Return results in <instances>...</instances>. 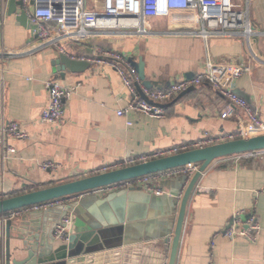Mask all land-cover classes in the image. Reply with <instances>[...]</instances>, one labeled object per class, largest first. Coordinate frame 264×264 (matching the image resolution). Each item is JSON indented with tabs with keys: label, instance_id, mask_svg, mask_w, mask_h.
<instances>
[{
	"label": "crops",
	"instance_id": "crops-1",
	"mask_svg": "<svg viewBox=\"0 0 264 264\" xmlns=\"http://www.w3.org/2000/svg\"><path fill=\"white\" fill-rule=\"evenodd\" d=\"M235 1L246 5L245 0ZM248 16L257 32L251 49L262 65L247 58L240 36L211 35L204 40L198 34H176L185 28H199L190 22L191 13L183 11L146 18L145 25L159 34L93 29L84 40L74 43L92 47L93 53H119L136 64L142 59L145 79L152 88L202 72L208 56L214 62L235 66L252 63L251 71L239 76L231 86L249 96V105L264 123V0H249ZM0 25V50L23 49L33 44V34L16 23L14 16H5ZM67 51L76 56L74 50ZM55 53L48 47L0 63V109L4 107L6 116L29 134L25 140L11 139L13 153L6 162L0 158L2 197L88 176L118 160L153 156L173 146L235 130L233 117H221L226 99L207 84L162 103L165 106L161 117L133 112L119 116L116 111L126 107L131 95L112 63L92 61L83 72L61 76L52 65ZM51 79L74 87L63 117L56 124L40 120L47 103L45 83ZM227 80L228 76L225 84H229ZM128 120L130 125L126 124ZM46 161L55 163L56 169H41V163ZM194 172L158 174L149 186L151 190L127 189L123 199L114 195L126 188L104 192L97 189L78 197L73 195V201L89 200L87 208L81 209L83 214H105L109 226L116 222L117 229L112 228L108 234L117 241L135 245L147 238L146 242L158 246L159 237L167 231L173 233L180 195ZM155 189L161 193H155ZM41 210L44 208L13 211L11 251L22 245V236L30 241L51 237L54 221L64 209L53 208L47 213ZM235 212L243 220L249 214L256 217L261 230L254 242L240 235L229 238L222 234ZM74 217L71 216L69 234L74 228ZM158 247L156 254L140 258L161 261L170 244L167 248L165 244ZM0 264H4L2 259ZM175 264H264V151L251 158L232 155L215 159L200 175L186 205Z\"/></svg>",
	"mask_w": 264,
	"mask_h": 264
},
{
	"label": "built area",
	"instance_id": "built-area-1",
	"mask_svg": "<svg viewBox=\"0 0 264 264\" xmlns=\"http://www.w3.org/2000/svg\"><path fill=\"white\" fill-rule=\"evenodd\" d=\"M24 5L29 0H21ZM30 19L37 25L34 30L33 44L28 48L17 50H0V63L6 59L33 54L41 49L52 47L56 51H65L69 42H80L89 36L93 29H115L120 28L128 34H159L146 26L148 17H166L173 12L191 13V23L198 24L197 31L185 28L175 32L179 35L198 34L204 40L211 35L240 36L244 42L247 58L258 65L261 61L254 55L251 44L257 34L249 16L248 1L246 5L235 0H33ZM101 55L111 56L121 61L123 65L113 64L117 70L124 86L127 88L131 98L124 109H118L117 115L128 113H140L150 117L163 116V108L160 104L176 98L182 91L189 87H200L203 84L209 85L216 93L227 101L226 109L221 112L222 118H234L235 130L228 133L217 134L202 141L173 146L169 149L159 151L153 156L145 155L135 159L118 160L109 165H104L97 172H104L110 169L130 165L136 162L145 161L151 158L175 154L188 149L203 147L205 145L232 140L241 137H250L264 134V123L256 116L251 106L245 99L234 92L232 82L242 74L251 71L252 63L242 66H235L230 63H217L208 56L204 62L202 72L190 77H183L171 81L168 85L159 88H145L141 86L142 92L147 100L137 93L133 81L130 79L127 69L135 74L127 58L113 51L99 50ZM262 65V64H261ZM228 76L227 83L225 78ZM136 79L137 76L135 75ZM141 85V84H140ZM47 91V103L40 114V120L44 123L56 124L64 114L66 101L74 91L73 86L62 85L58 80L51 79L45 83ZM127 125L131 121L126 122ZM29 137L28 132L15 120L8 118L4 107L0 109V158L6 162L13 153L11 139L25 140ZM259 151L237 154L239 158L256 157ZM41 169H56L57 165L46 161L41 163ZM198 168L197 164H190L180 168L170 169L156 174L146 175L139 178L124 181L120 184L99 188L104 192L119 188H146L152 189L151 183L158 174L184 173L190 175ZM155 193L161 190L155 189ZM77 196L78 195H74ZM0 198L2 196L0 195ZM74 197L67 196L42 203L34 208H44L66 203H73ZM14 212L0 215V224L12 218ZM71 216L61 219V223L54 229V236L59 239L67 238L68 227L71 224ZM261 226L257 223L256 217L249 214L245 220L241 219L240 213L235 212L231 223L222 234L232 238L240 235L247 240L254 242Z\"/></svg>",
	"mask_w": 264,
	"mask_h": 264
},
{
	"label": "water",
	"instance_id": "water-1",
	"mask_svg": "<svg viewBox=\"0 0 264 264\" xmlns=\"http://www.w3.org/2000/svg\"><path fill=\"white\" fill-rule=\"evenodd\" d=\"M33 4V0H29L27 5H24L21 0H0V24L5 16H14L16 23L28 29L35 37L34 30L37 28V25L30 19V9ZM68 49L74 50L76 56L68 53ZM93 52V48L88 45L78 46L75 43H68L65 51H56L52 65L61 76H64L66 72H83L91 66L92 61H105L114 64L120 63L124 66L116 58ZM127 61L135 70L134 74L130 72V69L125 67L137 93L140 97L147 100L142 92L141 86L150 89L153 85L145 79L142 59L139 58L137 64L131 59H127ZM193 89L194 87L187 88L177 98L184 96ZM234 92L250 104V98L246 93L238 90H234ZM160 106L163 107L165 104H160ZM262 150H264V134L241 137L188 149L171 155L151 158L104 172H96L67 182L0 198L1 215L29 207L34 208V206L62 197L91 193L99 188L120 184L124 181L142 176L156 174L190 164H197V170L180 195V206L173 233L167 231L164 236L159 237L160 241H158V246L165 244V248H167L168 243L170 244L169 252L167 253L166 249L163 253V259L159 262L149 258H140L141 255L150 256L151 254H156L159 251L156 243L151 244L146 242L147 238L145 240L141 238L139 240L140 243L135 245L123 244V241L119 242L108 234L112 228L117 229L116 222L113 221L114 224L109 226L110 222H107L105 214H83L81 209L87 208L85 205L89 201L86 199L83 201L76 200L69 204L55 205L41 210L47 213L53 208L64 209L54 221L51 237L44 240H39L35 237L34 240L30 241L23 238L24 236H19L23 242L14 251L10 249L11 226L14 217L0 224V261L2 259L4 264H165V260L167 259V264H175L186 205L200 175L215 159ZM128 189L133 190L134 188ZM135 189L140 190L142 188L137 187ZM124 195L127 196V189L116 193L114 196H121L123 199ZM178 195L179 193L176 196ZM105 202L104 200L97 203L102 205ZM175 205H177V200L175 201ZM73 215L75 217L72 233H68L67 238L64 240L55 237L53 234L54 229L61 223V219ZM12 254L15 256L14 258L11 257Z\"/></svg>",
	"mask_w": 264,
	"mask_h": 264
},
{
	"label": "trees",
	"instance_id": "trees-1",
	"mask_svg": "<svg viewBox=\"0 0 264 264\" xmlns=\"http://www.w3.org/2000/svg\"><path fill=\"white\" fill-rule=\"evenodd\" d=\"M262 151H264V150H262ZM27 191H30V190H27ZM27 191H26V192H27ZM14 195H15V194H14Z\"/></svg>",
	"mask_w": 264,
	"mask_h": 264
}]
</instances>
